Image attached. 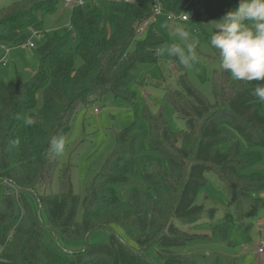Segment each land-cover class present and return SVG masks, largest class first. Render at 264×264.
<instances>
[{
    "label": "trees",
    "instance_id": "16d2710c",
    "mask_svg": "<svg viewBox=\"0 0 264 264\" xmlns=\"http://www.w3.org/2000/svg\"><path fill=\"white\" fill-rule=\"evenodd\" d=\"M83 1V6H72L64 35H45L29 80L14 85L0 81V264H156L148 258L149 250L160 264H194L188 248L208 237L178 228L173 220L188 226L205 212L195 199L209 172L230 194L239 224L264 210V172L251 170L264 151V102L253 95L261 82H233L219 61L210 80L214 102L209 103L173 51L181 74L164 98L184 121L185 131L173 133L162 110L153 113L144 107L148 151L157 154L140 160L147 190H131L126 201L116 193L117 186L130 180L123 158L134 152L138 139L131 124L117 134L83 196L76 194L71 166L59 163L50 150L51 139L64 138L81 104L108 94L120 105L132 104L134 71L156 64L164 43L152 20L155 9L178 17L191 2ZM57 8L56 0H21L0 8V59L1 47L23 46L29 31L43 32L44 17ZM70 32L77 40L73 52L65 50ZM77 57L82 64L76 68ZM25 116L36 123L26 126ZM56 173L58 192L52 193L48 190ZM2 180L16 187L13 195L4 193ZM225 227L219 233L226 237ZM97 230L105 239L88 243ZM79 241L81 247L68 248Z\"/></svg>",
    "mask_w": 264,
    "mask_h": 264
},
{
    "label": "rangeland",
    "instance_id": "374dc122",
    "mask_svg": "<svg viewBox=\"0 0 264 264\" xmlns=\"http://www.w3.org/2000/svg\"><path fill=\"white\" fill-rule=\"evenodd\" d=\"M21 0H0V8L12 5ZM58 8L55 13L44 17L43 32L40 41L31 39L34 48L26 45L9 49L6 55V65H0V81L14 85L17 80H29L37 70V47L44 41L46 34L57 32L64 35L69 30V17L72 6L66 0H56ZM240 0H211L207 6L206 0H191L186 11L187 22L168 21L164 15L152 18L158 34L164 43L158 50L157 63L147 67H138L129 82V89L134 94L132 104L120 105L112 95L108 94L90 105L81 104L74 110L70 130L65 133L64 151L58 155L60 164L71 166V183L76 194L83 196L86 185L95 173L100 171L105 160L113 150L117 134L131 124H135L138 134L137 143L132 154L123 158V163L129 167L130 180L116 187V193L121 201H126L131 190L146 191L147 185L140 175V160L142 155H157L149 152L147 146V125L143 120V110L147 106L156 113L162 110L170 130L173 133L185 131L184 121L177 116L172 106L164 98L167 88H175L177 77L181 74L173 62V51L180 62L191 84L207 99L214 102L210 80L218 69L219 57L217 50L210 47V36L214 29L212 22H219L223 16L238 7ZM30 36V31H29ZM77 40L70 32L65 50L73 52ZM82 61L76 58L75 67ZM233 82H237L231 77ZM94 109L98 112L94 113ZM264 113V105L262 106ZM264 172V151L261 160L251 169ZM58 192V173L54 175L50 190ZM1 192V190H0ZM264 198V192L260 194ZM195 204L204 207L205 212L192 225H185L179 220L173 224L185 231L208 238L191 248H188L189 259L194 264H264V253L258 254L262 234L264 232V210L248 214L243 224L235 218L231 196L227 193L218 177L213 172L206 175V182L199 190ZM214 210L210 215L208 212ZM81 216L78 210L77 219ZM226 226V237L219 230ZM118 235L122 233L116 228ZM225 237V242L221 239ZM105 239L102 230L94 231L88 238L90 244ZM126 243L134 246L132 241ZM82 242H70L69 249L79 248ZM156 264H160L154 251L147 252Z\"/></svg>",
    "mask_w": 264,
    "mask_h": 264
},
{
    "label": "clouds",
    "instance_id": "9594fccd",
    "mask_svg": "<svg viewBox=\"0 0 264 264\" xmlns=\"http://www.w3.org/2000/svg\"><path fill=\"white\" fill-rule=\"evenodd\" d=\"M214 29L210 47L217 50L220 67L237 81H258L253 95L264 102V0H240L238 7L227 12L219 22L210 23ZM26 126L36 123L24 117ZM54 154L64 151L63 137L50 141Z\"/></svg>",
    "mask_w": 264,
    "mask_h": 264
},
{
    "label": "built area",
    "instance_id": "2783aa9c",
    "mask_svg": "<svg viewBox=\"0 0 264 264\" xmlns=\"http://www.w3.org/2000/svg\"><path fill=\"white\" fill-rule=\"evenodd\" d=\"M72 3H73V0H66V4L67 5H70ZM83 5H84V1L83 0H78L74 4V6H83ZM160 15H162L161 14V11H160V8L157 7L155 9V11H154L153 17L160 16ZM166 17H167V20L168 21H171V22H173L175 20H178V21H181V22H187L188 21V17L186 15V12L185 13L182 12L178 17H174L172 15H168ZM39 34L40 33L37 32V31H34V30H31L30 31V36H29V38H28V40L26 42L27 47H29V48H34L35 47L34 44L30 42V40L31 39H36V40L40 41ZM8 50L9 49H7V48L1 47V51L3 52V56L0 59V65H2V66H5L6 65V62H7L6 55L8 53ZM93 112L94 113H97L98 110L97 109H94ZM1 183L4 185V193L6 195H13V193L16 192V187L13 184L9 183L7 180H2ZM259 231L262 234V237H261V241H260V247L257 249V253L258 254H263L264 253V232L262 231V229H259Z\"/></svg>",
    "mask_w": 264,
    "mask_h": 264
}]
</instances>
